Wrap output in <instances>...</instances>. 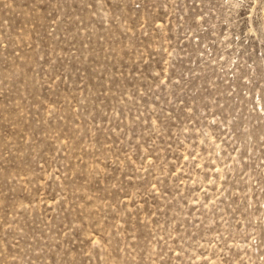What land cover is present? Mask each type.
<instances>
[{
  "label": "rangeland",
  "instance_id": "rangeland-1",
  "mask_svg": "<svg viewBox=\"0 0 264 264\" xmlns=\"http://www.w3.org/2000/svg\"><path fill=\"white\" fill-rule=\"evenodd\" d=\"M0 264H264V0H0Z\"/></svg>",
  "mask_w": 264,
  "mask_h": 264
}]
</instances>
